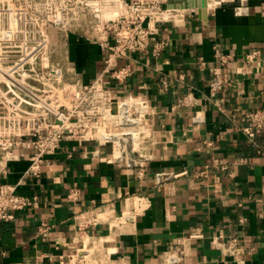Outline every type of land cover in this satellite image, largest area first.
I'll list each match as a JSON object with an SVG mask.
<instances>
[{"label":"crops","instance_id":"1","mask_svg":"<svg viewBox=\"0 0 264 264\" xmlns=\"http://www.w3.org/2000/svg\"><path fill=\"white\" fill-rule=\"evenodd\" d=\"M205 2L204 13L173 7L184 16L158 23L151 38L165 41L160 55L119 58L120 65L130 64L132 75L122 84L106 80L116 99L132 94L156 107L157 145L144 177L108 162L109 146L91 143L89 152L78 147L70 157L72 143L64 142L39 178L18 185V193L37 194L39 202L0 223V264H161L172 255L178 264L221 261L227 255L238 264H264V132L250 140L242 130L249 122L241 119L264 108V0ZM60 39H68L63 49L83 81L90 82L102 68L99 42L80 33ZM216 48L228 60L222 68L224 89L211 97ZM188 92L195 96L194 106L178 107L177 99ZM95 149L101 156L92 155ZM215 157L227 160L228 168L201 173ZM28 164L24 158L11 161L0 184H18ZM160 172L182 174L158 185ZM70 187L78 190L75 202L67 198ZM137 196L145 210L134 222L79 228L81 213L93 206L120 215ZM43 221L50 226L48 235L39 231ZM194 231L202 236L191 238ZM220 231L222 243L215 245L212 238ZM231 238L237 239L234 252ZM85 246L91 249L82 261Z\"/></svg>","mask_w":264,"mask_h":264},{"label":"built area","instance_id":"2","mask_svg":"<svg viewBox=\"0 0 264 264\" xmlns=\"http://www.w3.org/2000/svg\"><path fill=\"white\" fill-rule=\"evenodd\" d=\"M167 1L0 0V179L8 174L11 161L24 158L29 162L18 184H0V223L12 221L18 211L38 206V195L18 193V185L28 178H39L64 142L72 143L67 152L70 157L78 147L89 152L91 143L98 148L109 146L105 155L108 162L135 169L139 179L144 177L157 145L156 107L148 98L132 94L116 99L106 80L122 84L132 75L130 64L120 65L119 58L138 52L160 55L165 41L151 39L157 33L158 23L184 16V10L165 6ZM48 27L64 31L63 37L80 33L99 42L104 57L95 78L84 82L69 55L61 51V57L58 56L57 45L46 34ZM215 52L218 61L209 81L211 97L224 89L222 68L228 60L221 49L216 48ZM254 55L248 54L247 59L251 61ZM194 104L191 92L176 101L178 107ZM241 119L249 122L242 130L250 140L264 130V108L247 111ZM91 153L101 156L99 149ZM228 164L224 158L215 157L201 173L212 168L226 170ZM181 174L160 172L155 180L159 185ZM67 198L77 201L78 190L68 188ZM144 210L142 197L137 196L132 207L120 215L108 206H93L81 213L84 222L78 224L80 229L103 222L110 227L120 226L134 222ZM244 222L241 217L239 223ZM49 228L43 221L39 231L48 235ZM201 236L197 231L190 235ZM223 236L222 231L218 232L212 242L221 244ZM229 245L236 251L237 239L231 238ZM89 249L85 246L81 251L85 253L82 261L88 259ZM178 263L177 256L172 255L161 264Z\"/></svg>","mask_w":264,"mask_h":264},{"label":"water","instance_id":"3","mask_svg":"<svg viewBox=\"0 0 264 264\" xmlns=\"http://www.w3.org/2000/svg\"><path fill=\"white\" fill-rule=\"evenodd\" d=\"M169 7L193 8L196 7L199 13L205 12L206 0H168ZM199 264H238L234 255H227L221 261L201 262Z\"/></svg>","mask_w":264,"mask_h":264},{"label":"rangeland","instance_id":"4","mask_svg":"<svg viewBox=\"0 0 264 264\" xmlns=\"http://www.w3.org/2000/svg\"><path fill=\"white\" fill-rule=\"evenodd\" d=\"M46 34L48 35V38L51 41V43H53V45L56 44L57 46L62 47V49L58 48L59 52L57 51L58 56L61 57V55H62L61 51L65 52V49H63V44H62L61 39H60L61 35L62 36L64 35V31H61L55 27H48L46 29ZM66 41H68V39H66ZM64 44H66V43H64ZM57 60L62 61L61 58H57Z\"/></svg>","mask_w":264,"mask_h":264},{"label":"trees","instance_id":"5","mask_svg":"<svg viewBox=\"0 0 264 264\" xmlns=\"http://www.w3.org/2000/svg\"><path fill=\"white\" fill-rule=\"evenodd\" d=\"M259 132L263 133L264 131H263V130H261V131H259Z\"/></svg>","mask_w":264,"mask_h":264}]
</instances>
